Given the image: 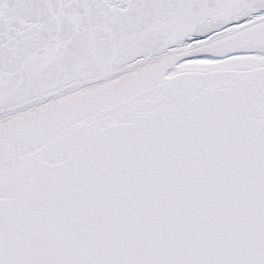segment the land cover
<instances>
[{"label": "snow or ice", "instance_id": "snow-or-ice-1", "mask_svg": "<svg viewBox=\"0 0 264 264\" xmlns=\"http://www.w3.org/2000/svg\"><path fill=\"white\" fill-rule=\"evenodd\" d=\"M0 264H264V0H0Z\"/></svg>", "mask_w": 264, "mask_h": 264}]
</instances>
